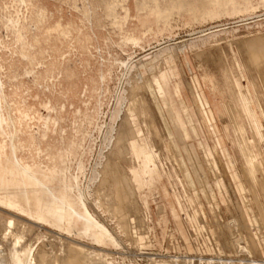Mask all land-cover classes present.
Segmentation results:
<instances>
[{
	"label": "rangeland",
	"instance_id": "rangeland-1",
	"mask_svg": "<svg viewBox=\"0 0 264 264\" xmlns=\"http://www.w3.org/2000/svg\"><path fill=\"white\" fill-rule=\"evenodd\" d=\"M262 40L264 0H0V125L5 129L3 144L14 167L19 166L17 138L20 133H15L13 146L11 118H20L24 131L46 137L57 148L64 147L69 140L78 143L84 133L81 154H86L87 159L81 182L89 185L87 198L95 212L99 211L97 216L93 215L115 232L120 245L75 234L77 227L68 235L48 225L31 224L26 215L1 205L0 231L6 230L8 216L23 218H15L27 226L22 228L25 239L21 244L25 241V244H34L32 251L46 243L44 248L47 250L50 246L47 250L50 255H62L67 239L73 245H77V240L86 244V248L94 246L107 252L106 264H161L163 259L166 264L170 261L188 264L190 260L189 264H200L204 257H216L215 254H246L234 253L226 247L227 233L232 228L229 221L236 217L238 228L249 238L237 203L243 207L249 224L252 226L253 217L259 226L258 216L264 214V201L257 206L254 196L248 192L245 160L227 106L233 104L241 117L245 135L261 168L257 173L260 180L264 178V89L259 67L250 53H260V49L262 53ZM165 48L166 55H163ZM156 56L161 60H154ZM149 68L150 72L157 71L149 73ZM159 70H164V79L157 73ZM141 76L144 80H140ZM130 79L133 85L145 82L148 86L144 96L157 131L162 133L155 136L138 118L133 119L139 135H145L143 142L147 143V151L151 150L155 156L153 174L156 176L141 177L135 160L129 164L123 162L134 174V182L140 179V185L133 188L136 190L133 197L138 198L135 201L138 213L135 214L130 200L131 217L128 223H123L119 216H112L106 209L103 194L108 189L100 186L101 180L92 183L88 177L105 132L112 133L116 127L118 118L112 121L110 116L119 96L128 93ZM194 83L206 106L203 118L193 100ZM140 85L142 89L144 84ZM140 89L139 92L143 91ZM178 93L182 96L181 103ZM161 94L167 96V105ZM179 106L184 108L182 120L176 115ZM183 128L187 129L188 139L182 135ZM160 134L164 136L162 139ZM170 137L175 139L177 148L168 145ZM199 143L214 158V168L207 162ZM166 145L172 147L170 154ZM22 153L26 155L27 151ZM36 154L41 161L45 160L43 164L48 163L49 155L51 159L54 157L47 150ZM77 157H70L69 161L74 175ZM148 166L151 168L153 161ZM184 167L191 185L187 184ZM51 170L55 177V168ZM37 177L40 186L50 182ZM253 185L257 198H261L259 188L254 182ZM99 186L104 191H99ZM98 200L103 202L99 209ZM90 211L94 210L90 208ZM130 226L135 229H129ZM1 232L0 264H7L10 239H4ZM236 232L234 228L232 233ZM258 243L262 254L251 256L264 258V238L260 237Z\"/></svg>",
	"mask_w": 264,
	"mask_h": 264
},
{
	"label": "bare ground",
	"instance_id": "bare-ground-1",
	"mask_svg": "<svg viewBox=\"0 0 264 264\" xmlns=\"http://www.w3.org/2000/svg\"><path fill=\"white\" fill-rule=\"evenodd\" d=\"M257 38H258V36H257ZM253 39L254 38H252V40ZM262 41L264 42V40H262ZM247 42H249V40ZM135 43H138V42L136 41ZM251 44H249V45H251ZM255 44H258V43L255 42ZM165 49L166 50L163 51V53L167 51V48H165ZM168 49H170V48H168ZM168 51H171V50H168ZM160 52H162V51H160ZM250 54H252L253 61L259 67V71H260L259 74L261 75L260 78H261L262 86L264 89V45H263L262 53H261V49H260V53H259V51L258 52L253 51ZM163 55H166V53H164ZM172 55H173V53H172ZM172 55L169 54L170 57ZM154 57H155V55H154ZM156 57H157V59H154V60H159V59L161 60V58L158 59V56H156ZM125 63L127 64L126 61H125ZM125 63H122V64L125 65ZM147 64H148V62H147ZM138 65H139V63H138ZM141 65H142V63H141ZM141 65H140V67H143ZM144 65L147 66L146 64H144ZM153 65H155V64H153ZM131 67H132V65H131ZM152 67H154V66H152ZM126 68H127V66H126ZM150 68L148 69L149 73L155 72L156 67L154 68L155 69L154 71L152 70L153 72H150V70H151ZM157 68L159 69V67H157ZM138 69H139V66H138ZM129 71H131V70H129ZM145 71H146V69H145ZM135 72H137V71H135ZM157 73H159L163 79L165 78L164 70H159V72H157ZM128 74H129V72H128ZM144 74H145V72H144ZM127 78L129 79V77H127ZM141 78L142 79H140V80H144L142 76H141ZM119 79H120V77H119ZM122 79H124V78H122ZM130 83H131V79L129 81V84ZM131 84L128 85V87L130 86V88L128 89V93L126 92L127 95H125L126 93L124 94L125 96L124 95H121V96L118 95L119 98L117 101V105L114 107L112 115L110 114L111 120L115 121V119L118 118V122L115 123L116 127L114 126L115 128H114V131L112 133H110L107 130L105 132V135L103 134L104 135L103 144L100 148V151L97 154V159L94 163V166L91 168L90 176L88 175L89 181L92 182L94 180H96V181L101 180V182H102L101 185L99 183H98V185H100L101 187L104 186L105 188L108 189L107 192H104V193H106L105 196L102 193L103 197H105L104 200L107 203L106 205L108 206V207H106V209H108V211L110 210L112 212V213H110V214H112V216H114V215L119 216V218L121 220V221L120 220L119 221L123 222V223L129 221V219L131 217V214L129 213V210H128V204L131 202L130 200H132V203L134 205L135 214L138 213L137 209H139V208H138V206L136 207V202H137L138 198L136 200L137 196L135 198L133 197L134 195H136V194H134L133 190H135V189H133V188L136 187V185L137 186L140 185V179H138L136 182H134V180H133L134 174H132L131 171L127 170V168L125 167L126 165L124 166L123 162H128V164H129L130 162H132V160H135L137 162L138 167H139V172H140L141 177L145 176V175H149V176L152 175L156 169V162L154 160L155 156L151 150L147 151V147H148L147 143L143 142L145 135H144V137L141 134L139 135L138 130L135 129L133 119L138 118L141 122H143V124H145L147 127H149L150 130L152 129L154 131L155 136L161 132V131H159V132L157 131L158 129H157L155 121H154L155 119H153V117L150 115L151 110L149 112V104L147 103L146 96H144V94H146L145 91L146 92L149 91L148 86L145 84V82H142V84L139 82L138 83L135 82V85H133V84L131 85ZM140 84L141 85L144 84V86L141 87L142 89L139 88ZM189 88H190V85H189ZM139 89L143 90V91L139 92ZM190 91H191V89H190ZM192 95H193V100H194V103L196 106V110H197L199 116L201 118H203V112H204L203 109H205L206 106H205V103H204L200 93H199L197 85L195 83H194V86L192 89ZM160 97L162 98L165 105H167V103H166L168 101L167 96H164L163 94H161ZM177 97H178V102L181 103V101H182L181 94L178 93ZM155 98H156V96H155ZM124 103H125V105L123 108L122 105ZM156 107L161 108V106L157 103H156ZM227 107L230 110V120L233 123L235 131L238 135L239 146H240L243 158L245 160L244 174H245V178L248 182V192L254 196V200H255V203H257V206L258 205L260 206L259 202L261 200L264 201V180H262L264 178L259 180V178L257 177V173H259L261 168H260L259 163L255 159L253 150L251 148L250 141L245 135V132H244V129H243V126L241 123V117H240L239 113L235 110V107H233V104H228ZM183 109L179 106V112H178V114H176L177 119H179V120H182V114L181 113H182ZM49 119L50 118L48 117L47 124H46L47 127H48ZM158 128H159V126H158ZM11 131L13 133V146H15V133L17 131H18V133H20V135L17 138L18 148H19V156L17 157V161L22 167H19V170L14 167V161L11 159V155H10L9 151L6 149L5 145L3 144V140L5 139L6 132H5L4 127H2L0 125V190L6 182L11 183V184H16V185L34 184L33 180H34V177L37 175L41 179L46 178V181L49 182V181H51V179L54 178V175L51 174L53 172L51 170V168L54 167L56 170L59 169L62 172V176L65 175L64 187H65L66 192H67L65 198L66 199L68 198V203L64 204V206H62V207L55 205V203H52V205H50L48 207L44 204V201H45L44 197L39 195L40 201H38V203L35 202V209L32 211L30 209H27L23 204H21V200L19 199L20 198L19 196L21 194L18 196L0 194V204L6 203V204H10V205L14 206L15 208H17V210H19V212H16V213H18L20 215H24V213H31L33 217H31V218L28 217L29 218L28 222H30L31 224L44 225L42 220L44 218V213H47V217H51L52 219H58L59 221H61L62 225L66 228L67 232H63V230L59 229L60 232L62 231L63 233L68 234V230L69 231L74 230L73 228L77 227V229L74 230L75 234H78L80 236H86L92 240H98V241H102L105 243H111L113 245L114 244L120 245L118 238L116 237V235H114L115 232L113 233L111 230L107 229L105 225H103L100 221H98L95 218L94 215H96L99 211H96L97 213L95 212V209L92 207L93 204H90L91 201L89 202L90 199L88 200V198H87V190L86 189L89 187V185L88 184L82 185V182H81V176L83 174V171H84L83 169L85 167V162L87 159L85 157L86 154H83V153L81 154V146H82V141H84V139H85L84 138L85 134L84 133L82 134L81 139L78 143H76L74 141L71 142L69 140L68 143L64 147L57 148L58 146L55 147V145H51L50 142L47 141L46 137H38L36 135L28 134L26 131H24L21 128L20 118H16V119L11 118ZM182 135L185 139L189 138V135H188L186 128H183ZM160 137L159 138L162 139V137H164V136H162V134H160ZM168 141H169V143L165 140V142H167L168 145L170 144V146H175L177 148V143H176L174 138L170 137L168 139ZM159 142H160V140H159ZM163 142H164V140H163ZM154 144H157V143L154 141ZM168 145H166L168 147V149L169 148L172 149V147H170ZM199 146L203 149V152L205 154V158H206L207 162L212 164V166L214 168L215 167L214 158L210 155V153L208 151H206L203 148L202 143H199ZM158 147H160V146H158ZM158 147H156V148H158ZM33 149H35L36 152H39V151L41 152L43 150H47L48 152L50 151V153H52V156H54L53 157L54 160H52L53 158L51 159V156L49 155V159L47 158L48 163L43 164V162L45 160L41 161L42 158L40 159L39 154H36V152H34ZM162 149H163V147H162ZM22 150L27 151V154H26L27 156L25 155V153H22ZM167 152L169 153L170 149ZM76 155L79 158L77 157V159H76L77 160V162H76L77 173L74 175V173L72 172V167L69 164L70 163L69 161H70V157H73ZM57 156H60L62 158V160L61 161L55 160V159H57ZM171 157L174 158L175 156L172 155ZM174 160H175V163H177V160L175 158H174ZM149 161H153V166L151 168H149V166H148ZM41 164H42V166H41ZM176 166H178V165L176 164ZM184 169H185V176L186 177L189 176L187 171H186V167H184ZM153 175H155V174H153ZM216 176H218V175H216ZM253 182L259 188V190L261 192V196H262L261 198H257V196L255 194V190H254L255 186L253 185ZM187 184L191 185L190 179H188V177H187ZM47 186H49V185H47ZM95 186H96V184H95ZM100 186H99V191H104L100 188ZM217 187L219 189L221 188V190L223 189L222 187H220V183H217ZM105 188H103V189H105ZM91 189H89V190H91ZM96 189L98 190V188H96ZM96 189H94V190H96ZM34 191H36V190H34ZM4 192H5V190H4ZM135 192H136V190H135ZM96 193H95V195H96ZM38 194H40V192ZM111 194H112V196H111ZM45 195H47V194H45ZM92 196H93V193L89 198H91ZM98 197H96V198H98ZM100 198H101V196L99 197V199ZM94 200H95V198H94ZM93 203L95 204V201ZM102 203L103 202L101 200L97 201L98 209L102 208V206H103ZM237 204H238L237 208L239 209L241 218L244 221L245 229H246V232H247L249 238H246L243 234L242 229L238 228L239 223L237 221V218L235 217L229 221V225H231L232 228H231V230H228V233H227L228 234V240L225 242V244H226V247H229L230 249H232L234 253H238V251H241L242 253H246V254L232 255V256H224V255L215 254L216 257H214V256L208 257V258L204 257L202 259V261H200V264H232L231 259H235L234 261H237L236 257H251L250 260L248 259L246 264H264V258L263 257L251 256L253 254H257V255L262 254V250L260 248V244L258 243V239L260 237L264 238V236L261 234V233L264 234V226H263L264 225L263 224L264 223V214L263 215L259 214V216H258V220H259V224H260L259 226H258V224H256V221L254 220V218L251 217V221H252V226H251L249 224V220L246 217L245 212H244L243 207L241 206L240 202ZM90 208L92 210H94L93 213H91ZM15 218H17V217H15ZM15 218L12 215L8 216V219H7L8 225H5L7 232H5L6 230L4 231V233L0 231L1 235L3 236L4 239H6V238L10 239L9 243L11 246H9V244H8L9 248H7V253H6V255H7L6 260L9 261L7 264H106V262L108 263L107 258L109 256H108L107 252H103L104 250L102 251L101 248H98V247L95 248L94 246H91L92 248L91 247L86 248V246H85L86 244L84 245V243L77 241V240H76L77 245H73L74 243L71 244L72 240L70 241V243H68V239H67L66 243L63 242V240H62V242L65 243L64 244L65 247H64V245H62L64 248L61 247V250H62V248L64 249V252H62L63 253L62 255L61 254L55 255V253H54V256L50 255L51 253L49 254V252H48L49 251L48 249L50 248V246L48 245L49 248L47 247L48 248L47 249L48 251H47L44 248L46 246L45 242H44L45 245L38 246V248L35 251H32L34 249H32L31 247H34L35 246L34 244H33L34 246L30 245V244L28 245V242H27V244H25L26 241L24 242V244H21V240L24 237V233H23L22 228L26 229L27 226L24 227L26 225V223L23 221H19V220H22L23 218L22 219L17 218L19 220L15 219ZM101 218H102V216H101ZM101 218H100V220H102ZM142 221L144 222V220H142ZM0 222H2V221H0ZM131 224L132 223H130V225ZM141 224H143V223H141ZM254 224L256 225L255 228H254ZM120 225H122V224H119V226ZM17 226L20 227V230H18L19 227L17 228ZM123 226H125V225H123ZM123 226H121V227H123ZM221 226L223 227V225H221ZM127 227H128V225H127ZM51 228H54V227H51ZM132 228L133 227H131L129 229H132ZM234 228L236 229L237 232L233 234L232 230ZM257 228H260V230H258ZM133 229H135V226ZM259 234H261V236ZM68 235H70V234H68ZM49 236H50V234H49ZM57 238H58V236H57ZM60 238H62V237H60ZM71 238L72 237H70V239ZM24 239H25V237H24ZM73 242H75V241H73ZM51 248H52V246H51ZM57 252L60 253V248H59V250H57ZM183 255H181V256L183 257ZM93 257L94 258L97 257V260H95ZM151 257H153V256H151ZM191 257H193V256H191ZM150 259H152V258H150ZM198 260H200V259H198ZM170 262H167V263L171 264ZM190 262H191V260L189 261V263ZM157 263L159 264L160 262H157ZM162 263L166 264V261H164V259H163V262H161V264ZM192 264H195V263H192Z\"/></svg>",
	"mask_w": 264,
	"mask_h": 264
},
{
	"label": "crops",
	"instance_id": "crops-1",
	"mask_svg": "<svg viewBox=\"0 0 264 264\" xmlns=\"http://www.w3.org/2000/svg\"><path fill=\"white\" fill-rule=\"evenodd\" d=\"M61 160H62V158H61ZM18 165L19 166H18L17 169L19 170V167H22V166L19 163H18ZM54 172H55L54 173L55 177L53 179H51V181L49 182L50 184H47L49 186H47L44 183H42V186H40V184H39L40 181H39L38 177L35 176L34 180H33L34 184H28V185L19 184V185H16V184H11V183L6 182L4 184V186L0 190V194L13 195V196L14 195L18 196V195L21 194L19 196L20 197L19 199L21 200V204H23L27 209H30L32 211L35 209V202L38 203V201H40V199H39L40 196L44 197V200H45L44 204L46 206L49 207L50 205H52V203H55V205H58V206L62 207V206H64V204L68 203V198L67 199L65 198L66 197V193H67L66 189L64 187V185H65V183H64L65 175L62 176V172L59 169H57V170L55 169ZM4 190H5V192H4ZM34 190H36V191H34ZM39 192H40V194H38ZM45 194H47V195H45ZM0 205L4 206V207H7L9 209H12V210H14L16 212H19V210H17V208H15L14 206H12L10 204H6V203L3 204L2 203ZM24 215H26L27 217H30V218L33 217L31 213H24ZM42 222L44 223V225H48L50 227H54L56 229H61V230L65 231V232H67L66 228L62 225L61 221H59L58 219H52L51 217H47V213H44V218H43ZM68 233H70L69 230H68Z\"/></svg>",
	"mask_w": 264,
	"mask_h": 264
},
{
	"label": "built area",
	"instance_id": "built-area-1",
	"mask_svg": "<svg viewBox=\"0 0 264 264\" xmlns=\"http://www.w3.org/2000/svg\"><path fill=\"white\" fill-rule=\"evenodd\" d=\"M237 261H234L235 259H231L232 264H246V262L248 261V259L250 260L251 257H236Z\"/></svg>",
	"mask_w": 264,
	"mask_h": 264
}]
</instances>
